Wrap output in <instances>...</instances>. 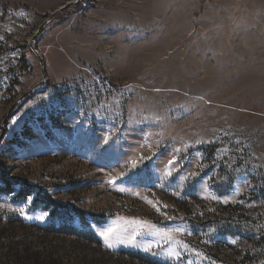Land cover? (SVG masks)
I'll return each mask as SVG.
<instances>
[{
	"label": "rangeland",
	"instance_id": "1",
	"mask_svg": "<svg viewBox=\"0 0 264 264\" xmlns=\"http://www.w3.org/2000/svg\"><path fill=\"white\" fill-rule=\"evenodd\" d=\"M7 181L35 192L0 191V264H32L29 247L63 264H264V0H0ZM38 193L105 215L102 245L43 234Z\"/></svg>",
	"mask_w": 264,
	"mask_h": 264
},
{
	"label": "trees",
	"instance_id": "2",
	"mask_svg": "<svg viewBox=\"0 0 264 264\" xmlns=\"http://www.w3.org/2000/svg\"><path fill=\"white\" fill-rule=\"evenodd\" d=\"M218 146L212 144L203 148V151L207 153V158L212 159L216 154ZM236 166L230 171H220V177L226 183V189H231L234 181L240 173L236 171ZM0 191H4L6 194H13V198L16 201H24L28 196L33 194L35 191L32 186L27 184L20 187L18 190L11 182L7 181L0 187ZM259 198L264 197V188L262 187ZM37 201H41L44 204L45 209L50 210V221L48 224H40L38 227L43 234H54V235H67L75 236L76 238L88 241L89 243L96 244L97 246L102 245V241L98 238L95 231L91 228V224L101 225L106 222L105 215H95L90 214L80 208L75 206L60 205L52 201L50 196L42 193H38ZM23 253L25 256H30L32 258V264H63L59 261L57 262V257L54 253L48 251L34 252L29 247L24 252L17 250L16 254ZM133 255L138 256L143 261L149 264H173L171 262L160 261L154 257L142 254L140 252H132ZM87 261V257H84ZM27 263H30L27 262Z\"/></svg>",
	"mask_w": 264,
	"mask_h": 264
},
{
	"label": "snow or ice",
	"instance_id": "3",
	"mask_svg": "<svg viewBox=\"0 0 264 264\" xmlns=\"http://www.w3.org/2000/svg\"><path fill=\"white\" fill-rule=\"evenodd\" d=\"M105 143H108V141L106 140ZM132 163H133V165H135L136 161H133ZM110 183L115 184L116 181L112 180V181H110ZM121 191H123V189H121ZM28 203H31V201L29 200ZM19 211H20V215L25 216V218H27V219H32V217L28 216L23 209H20ZM46 216H47V213L43 214L40 217H37V219L44 220ZM99 235L105 240L108 248L113 247V244L111 243V240H112V229H107V230L100 231ZM121 243H123V241H121Z\"/></svg>",
	"mask_w": 264,
	"mask_h": 264
},
{
	"label": "water",
	"instance_id": "4",
	"mask_svg": "<svg viewBox=\"0 0 264 264\" xmlns=\"http://www.w3.org/2000/svg\"><path fill=\"white\" fill-rule=\"evenodd\" d=\"M75 2H76V1L69 2V3H67L66 5L61 6L60 8L56 9L51 15L53 16L54 14H56V13H58V12H61V11L65 10L67 7H69L72 3H75ZM43 26H44V25H42V26L40 27L39 32L43 29Z\"/></svg>",
	"mask_w": 264,
	"mask_h": 264
}]
</instances>
